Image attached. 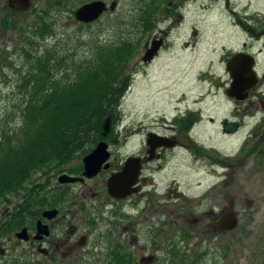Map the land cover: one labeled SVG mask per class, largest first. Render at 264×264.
Listing matches in <instances>:
<instances>
[{
	"label": "flooded vegetation",
	"instance_id": "af4514ba",
	"mask_svg": "<svg viewBox=\"0 0 264 264\" xmlns=\"http://www.w3.org/2000/svg\"><path fill=\"white\" fill-rule=\"evenodd\" d=\"M162 1L145 0L137 18L140 37L133 40L138 48L125 72L129 85L124 97L130 98L122 125L121 104L112 107L108 162L96 177H86L84 157L91 150L80 171H65L82 180L63 183L59 176L39 187L49 205L14 232L35 258L59 264V258L79 254L99 218L91 215L82 226L76 220L98 209L99 197L112 204L139 197L155 210L183 202L182 209L204 210L212 227L220 221L217 212L242 209L236 199L228 204V189L232 195L241 190L257 158L264 164V0H236V6L233 0H214L225 9L219 17L209 10L213 4L186 11L195 0H169V7L151 9V3ZM214 19L222 26H203ZM153 45L159 48L151 58ZM127 162H132L130 174L123 183L136 181L135 193L117 199L109 192V180ZM197 174L202 177L196 179ZM105 176L101 191H88L91 182ZM252 206L246 209L255 210ZM51 209L57 210L54 218L44 215ZM23 229L26 238L18 235ZM4 254L0 248V257Z\"/></svg>",
	"mask_w": 264,
	"mask_h": 264
},
{
	"label": "rangeland",
	"instance_id": "374dc122",
	"mask_svg": "<svg viewBox=\"0 0 264 264\" xmlns=\"http://www.w3.org/2000/svg\"><path fill=\"white\" fill-rule=\"evenodd\" d=\"M103 1L109 5L115 1L117 8L114 12L108 11L94 23L84 24L75 18V11L80 6L71 4L66 7L70 3L58 6V0H38L27 12L15 14L8 0H0V134L2 131L15 130L23 125L21 109L26 96L20 84L24 73L32 67L36 57L46 51L50 52L55 62L58 60L64 64L60 70L53 71L54 76L61 80L77 79L79 72L76 66L93 64L99 48L112 46L124 39H139L137 18L146 5L145 0ZM168 1L163 0L157 6L151 3L150 7L159 10L162 4L167 8L171 5ZM203 4H213L209 10L215 12L216 17L225 12L222 5L214 4V0H195L189 4L186 11L200 12L203 10ZM233 6H236V0H233ZM218 23L219 20L214 19L203 26L215 30L222 26ZM214 47L217 48V45ZM24 48L32 54L31 57L26 54ZM127 98L130 97H124L120 103V125L124 123L123 109L127 107ZM108 136L109 134L103 135L105 139L102 141L106 142V139L111 138ZM91 145L94 146L93 151L97 146L92 142ZM77 153L60 172H39L33 179L34 183L29 181L24 189L15 194L11 193L0 201V231L13 214L19 215L20 211L27 208L26 200L30 196L33 200V207L30 208H35L33 212L39 214L42 210L39 207L49 205L46 199H43V202L40 200L45 198L44 191L37 189L57 181L59 176L68 175L66 170L80 171L85 154L82 150ZM121 154L125 155L124 150H121ZM261 160L256 159L254 174L244 175L240 191L232 195L228 189V204H231L230 200L236 199L243 205L242 209L236 212L239 217L236 229L218 230L212 227L210 223L213 222L204 210L182 209L183 202H172V205L161 206L159 210H155L150 209L139 197L116 204L110 203L108 198L99 197L96 199V202H99L98 209L90 213L85 212L83 219L76 220V223L82 226L86 225L91 215L92 218H99L95 227L89 230V243L79 254H74L72 259L61 261L59 258V264H109L112 263L111 254L115 250L131 254L133 264H261L264 262V164ZM98 174L88 178H94ZM200 177L202 176L196 175V179ZM106 178L105 176L91 182L88 191H101ZM32 187L34 192L37 191V196L29 192ZM39 203H42V206H39ZM249 204L255 206V210L246 209ZM224 213L217 212L221 218ZM38 214H33V217L37 218ZM24 225L26 223L20 227ZM14 241L18 243L14 233L0 235V248L5 249V254L0 257V264L15 261L52 264L45 258H35L29 244H15ZM142 257L154 259L143 263Z\"/></svg>",
	"mask_w": 264,
	"mask_h": 264
},
{
	"label": "trees",
	"instance_id": "16d2710c",
	"mask_svg": "<svg viewBox=\"0 0 264 264\" xmlns=\"http://www.w3.org/2000/svg\"><path fill=\"white\" fill-rule=\"evenodd\" d=\"M91 1L94 0H58L57 3L58 6L70 3L66 6L69 7ZM137 46L135 40L124 39L112 46L101 47L93 64L76 66L78 78L68 80L54 76L53 71L60 70L64 64L55 62L50 52L36 57L20 84L26 96L21 109L23 125L0 134V201L24 189L29 181L34 183L39 172H60L77 156V151L82 150L86 155L94 148L91 142L97 144L105 139L104 120L127 91L129 78L125 72ZM24 51L31 57L27 49ZM33 188L29 192L37 196ZM30 197L26 200L27 208L19 215L13 214L0 235H12L27 220L34 218L33 214H38L33 212L35 208H30L33 201ZM43 199L40 200L43 202ZM38 205L42 206V203ZM110 260L112 263L109 264H133L131 254L118 250L112 252ZM6 264L33 263L15 261Z\"/></svg>",
	"mask_w": 264,
	"mask_h": 264
},
{
	"label": "water",
	"instance_id": "95a60500",
	"mask_svg": "<svg viewBox=\"0 0 264 264\" xmlns=\"http://www.w3.org/2000/svg\"><path fill=\"white\" fill-rule=\"evenodd\" d=\"M38 0H8L9 6L12 10L24 13L31 9L34 2ZM117 7V2H112L110 5L103 0H94L88 3H85L78 7L75 11V18L78 22L84 24L94 23L99 20L105 13L108 11H114ZM158 46L153 45L148 54H151V58L154 56L156 51L158 50ZM113 111L112 108L104 120L103 123V135L107 136L111 131L113 124ZM110 158V154L108 152L107 143L105 141L100 142L97 147L84 158L85 164V176L92 177L99 173L103 164H105ZM130 163L127 162L125 169L117 174H114L109 180V192L112 196L117 199H124L134 191L131 190V187L136 183V181L123 183V179L127 175L130 174ZM82 180L81 178L71 177L68 175H63L60 177L61 182H77ZM57 214V210L46 211L44 215L46 217H55ZM239 225V217L236 212L228 211L222 214L221 220L216 224V228L218 230H234ZM26 229H23L18 235L21 238H26L25 234ZM154 258H142V262L146 263L148 261H152Z\"/></svg>",
	"mask_w": 264,
	"mask_h": 264
}]
</instances>
